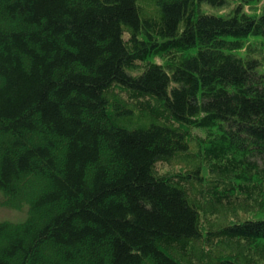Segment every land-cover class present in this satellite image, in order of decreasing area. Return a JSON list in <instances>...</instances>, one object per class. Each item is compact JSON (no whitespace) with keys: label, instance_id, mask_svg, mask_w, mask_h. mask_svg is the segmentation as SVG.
Returning a JSON list of instances; mask_svg holds the SVG:
<instances>
[{"label":"trees","instance_id":"16d2710c","mask_svg":"<svg viewBox=\"0 0 264 264\" xmlns=\"http://www.w3.org/2000/svg\"><path fill=\"white\" fill-rule=\"evenodd\" d=\"M237 1L0 0V207L26 208L0 264H264V7Z\"/></svg>","mask_w":264,"mask_h":264},{"label":"rangeland","instance_id":"374dc122","mask_svg":"<svg viewBox=\"0 0 264 264\" xmlns=\"http://www.w3.org/2000/svg\"><path fill=\"white\" fill-rule=\"evenodd\" d=\"M240 2L242 1L238 0L237 2H235V4H238ZM246 2L244 3V6L246 7V10L249 13H252L253 9H258V12H260V10L264 7V0H261V2L258 5H255L253 2H249L250 4L248 5ZM224 13L225 11H220V14H224ZM25 219H26V208L23 210H14L3 206L0 207V223L5 221L20 223L23 222Z\"/></svg>","mask_w":264,"mask_h":264}]
</instances>
